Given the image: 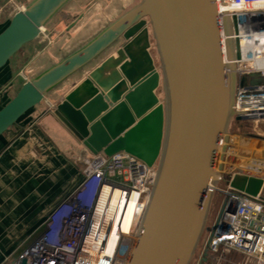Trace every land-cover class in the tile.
Returning <instances> with one entry per match:
<instances>
[{"label": "water", "instance_id": "95a60500", "mask_svg": "<svg viewBox=\"0 0 264 264\" xmlns=\"http://www.w3.org/2000/svg\"><path fill=\"white\" fill-rule=\"evenodd\" d=\"M72 1L31 0L16 12L0 33V69ZM149 29L158 70L148 52ZM119 40L124 46L62 96L52 113L93 155L124 151L150 167L157 159L124 264H190L212 199L204 195L207 184L220 180L212 172L217 142L234 115L236 76L222 60L215 0H140L28 78L0 108V137ZM160 85L162 102L155 95ZM260 185L238 175L230 182L253 196ZM208 251L206 246L200 264H209Z\"/></svg>", "mask_w": 264, "mask_h": 264}, {"label": "built area", "instance_id": "2783aa9c", "mask_svg": "<svg viewBox=\"0 0 264 264\" xmlns=\"http://www.w3.org/2000/svg\"><path fill=\"white\" fill-rule=\"evenodd\" d=\"M215 1L218 24L226 35L222 41H231L234 53L225 62L232 65L238 82L233 92V116L264 123V0ZM23 8L17 7L16 12ZM256 40L261 46L256 58L259 66L252 59L244 60L242 55L243 43ZM22 79L27 80L24 75ZM257 112L263 113L257 114L259 118L256 119L254 113ZM222 137L223 149L216 158L217 173L226 178V184L223 189H217V183L213 190L206 189L211 195L215 191L221 192L224 198L206 246L219 259L234 250L254 264H264V186L255 196L230 187L234 175L264 180V173H259L264 172V161L242 160L235 155L233 146L226 145V135ZM224 153L225 159L222 160ZM86 164L89 171L79 186L46 215L36 239L9 264L126 262L141 218L134 220V224L124 232L123 213L131 202L134 212L140 210V203L141 210L145 208L144 199L154 182V169L123 152L110 157L99 155ZM112 237L114 243L110 247Z\"/></svg>", "mask_w": 264, "mask_h": 264}, {"label": "crops", "instance_id": "0c3cea01", "mask_svg": "<svg viewBox=\"0 0 264 264\" xmlns=\"http://www.w3.org/2000/svg\"><path fill=\"white\" fill-rule=\"evenodd\" d=\"M3 6L0 33L15 14L4 11ZM40 36L37 42L25 44L0 69V108L8 102L10 93L14 95L25 83L20 74L28 79L76 50L54 61V53L47 46L41 51L45 40L51 45L50 35L44 31ZM77 83L63 88L60 95L55 90L51 92L0 137V264H9L30 246L46 215L79 186L89 171L87 161L96 156L52 113L56 106L53 104ZM228 254L230 258L242 256L234 250ZM213 256L208 257L209 264L220 260ZM227 263L239 264L230 260Z\"/></svg>", "mask_w": 264, "mask_h": 264}, {"label": "rangeland", "instance_id": "374dc122", "mask_svg": "<svg viewBox=\"0 0 264 264\" xmlns=\"http://www.w3.org/2000/svg\"><path fill=\"white\" fill-rule=\"evenodd\" d=\"M6 1L7 0H0V6L2 4L4 5V11L9 13H16L17 7L19 8L21 6H24L31 0H8L7 3ZM139 1L140 0H73L69 5L59 11L58 15L52 20V22H50V24H48L43 29L45 32H47V34L50 35L51 45L47 40H45V42L42 44L41 51L44 48L48 47L50 51L54 53L53 60H58L59 57L68 54L69 52L73 51L74 49L80 47L81 45L89 41L91 38H93L94 35L100 32L104 27H106L109 22L115 20L119 16L126 13V10L130 9ZM55 30H57V32L54 33ZM41 37L42 36H40L39 38ZM36 40H34V42H37ZM124 44L125 41L123 40H119L117 43H115L110 48V50H108L106 53L94 60L91 65L77 72L76 75H74L73 77L68 79V81L60 85V87L55 90L57 92V95H60V92L63 90V88L77 83L78 80L85 77V75L91 73L93 69L102 64V62H104L111 55H114L118 49H121ZM149 45L150 47L148 48V52L151 56L152 61L154 62L155 69L158 70L159 61L157 60L155 45L151 37L150 29ZM232 55H234V53H232ZM20 77L22 78V74H20ZM237 84L238 82L236 80L235 87ZM155 95H157L159 101L162 102L164 95L162 94L161 85L155 91ZM12 96L13 93H10L7 98L8 102L10 101V98ZM51 97L52 96H50L49 98ZM60 99L53 105L58 104ZM235 118L236 117L234 116L231 118L230 124L228 126L229 129L225 134L226 139H228V141L231 138L230 142L226 141V145L233 146V149L236 150L235 155L240 157L242 160L248 161V159H257L264 161V123H256L254 120L236 121ZM220 149H223V145ZM224 155L225 153L222 155V160L225 159ZM96 156L99 155L96 154ZM96 156H92L90 159L93 160ZM102 156L110 157L105 156L104 154H102ZM136 159L140 163H143L142 160L138 158ZM156 162L157 159H155L154 164L152 166L154 172L157 166ZM219 174L220 173H218V175ZM219 178L220 180L217 182L216 188L223 189L226 184V178L223 176L221 177V175H219ZM212 195L213 196L208 208L207 221L203 228L204 231L199 239V243L197 245L198 247L190 261V264H199L202 253L206 248L208 237L212 231V225L214 224L215 219L219 214L218 211L220 209L224 195H222V193L218 191H215ZM211 256H213V253L208 251V257L212 258ZM230 257V254L222 255L217 264H228L227 261L229 260L232 262H237L239 264H252L243 255L236 256L233 258ZM208 263H210V260Z\"/></svg>", "mask_w": 264, "mask_h": 264}, {"label": "bare ground", "instance_id": "6f19581e", "mask_svg": "<svg viewBox=\"0 0 264 264\" xmlns=\"http://www.w3.org/2000/svg\"><path fill=\"white\" fill-rule=\"evenodd\" d=\"M218 16H217V24H218ZM219 26V24H218ZM223 30L224 28H222L221 26H219V34H220V43H221V52H222V60L224 62L226 61H229L231 58H232V50H231V41H229L228 43L223 42L222 40L224 39V36H226L224 33H223ZM43 31V29H42ZM41 31V33H42ZM41 35V34H40ZM224 43V47L222 49V44ZM229 45V46H228ZM261 52V46H260V43L256 40V41H247L245 42V44L243 43V46H242V55L244 57V60L247 59V61H250L251 59L253 60L254 64H256V66H259V64L257 63L258 60L256 59L257 58V55L259 56V53ZM224 53V55H223ZM246 58V59H245ZM264 112V111H263ZM263 112H257V113H254L256 114L254 116V118H259L257 117V114L259 113H263ZM222 141H223V137L221 136L219 139H218V142H217V147H216V150H215V154H214V158H213V165H212V172L217 174V167H218V159L217 158V155H219L222 151V149H220L222 147ZM123 153H126L124 151H121ZM128 154V153H126ZM129 155V154H128ZM132 156V155H131ZM214 167H215V170H214ZM261 170V169H260ZM259 173L261 175H263L264 172L262 171H259ZM238 176H241V177H245L247 180L249 179H253V180H257V181H260L261 185H260V188L262 186H264V180L262 179H256L255 177H252V176H243V175H238ZM249 178V179H248ZM264 179V178H263ZM215 184H216V181L213 182L212 180H210L207 184V187L208 189L210 190H213L214 187H215ZM210 186V187H209ZM151 190V189H150ZM150 190L147 192V195L145 196V201H146V204L149 200V194H150ZM260 190V189H259ZM204 195L207 197V196H213L211 195V192H209L207 189L205 190V193ZM141 207H142V203H140V210L138 208V212H134L133 211V203L131 202V204L129 205L128 209L126 210V213H123L124 214V218H123V223H122V231L124 232H127V230L130 228V226L132 224H134V220H137L139 218H143V213H144V210L145 208H142L141 210ZM136 209V208H135ZM140 224V222H139ZM139 227V226H138ZM111 242H110V247L113 245L114 243V237L111 238Z\"/></svg>", "mask_w": 264, "mask_h": 264}]
</instances>
